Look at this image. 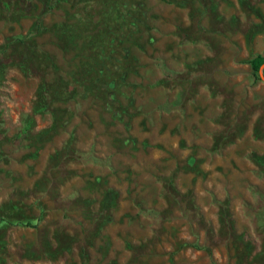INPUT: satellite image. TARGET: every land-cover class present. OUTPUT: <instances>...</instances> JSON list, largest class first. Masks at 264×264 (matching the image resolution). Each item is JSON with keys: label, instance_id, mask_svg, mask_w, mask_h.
I'll use <instances>...</instances> for the list:
<instances>
[{"label": "rangeland", "instance_id": "rangeland-1", "mask_svg": "<svg viewBox=\"0 0 264 264\" xmlns=\"http://www.w3.org/2000/svg\"><path fill=\"white\" fill-rule=\"evenodd\" d=\"M264 0H0V264H264Z\"/></svg>", "mask_w": 264, "mask_h": 264}, {"label": "trees", "instance_id": "trees-1", "mask_svg": "<svg viewBox=\"0 0 264 264\" xmlns=\"http://www.w3.org/2000/svg\"><path fill=\"white\" fill-rule=\"evenodd\" d=\"M250 64L252 69L258 72L264 64V57H262L261 55H257L253 59H251Z\"/></svg>", "mask_w": 264, "mask_h": 264}, {"label": "water", "instance_id": "water-1", "mask_svg": "<svg viewBox=\"0 0 264 264\" xmlns=\"http://www.w3.org/2000/svg\"><path fill=\"white\" fill-rule=\"evenodd\" d=\"M263 66H264V64H263ZM262 79L264 80V76H262Z\"/></svg>", "mask_w": 264, "mask_h": 264}]
</instances>
